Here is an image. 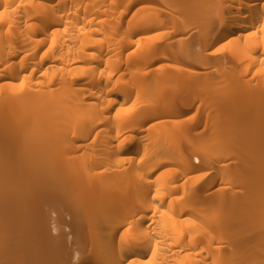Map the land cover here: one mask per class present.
Returning a JSON list of instances; mask_svg holds the SVG:
<instances>
[{
    "label": "bare ground",
    "instance_id": "obj_1",
    "mask_svg": "<svg viewBox=\"0 0 264 264\" xmlns=\"http://www.w3.org/2000/svg\"><path fill=\"white\" fill-rule=\"evenodd\" d=\"M0 264H264V0H0Z\"/></svg>",
    "mask_w": 264,
    "mask_h": 264
},
{
    "label": "rangeland",
    "instance_id": "obj_2",
    "mask_svg": "<svg viewBox=\"0 0 264 264\" xmlns=\"http://www.w3.org/2000/svg\"><path fill=\"white\" fill-rule=\"evenodd\" d=\"M52 217H50V227L52 226V225H54L55 224V221H54V219L56 218V217H53V215H51ZM54 221V222H53ZM51 223H52V225H51ZM54 229V230H53ZM55 229H56V226L54 225V226H52L51 227V232L52 233H54V232H59V230L58 229H56V230H58V231H55ZM55 235H56V233H54ZM53 234V235H54ZM58 234V233H57Z\"/></svg>",
    "mask_w": 264,
    "mask_h": 264
}]
</instances>
